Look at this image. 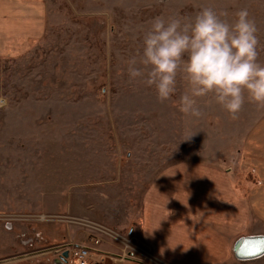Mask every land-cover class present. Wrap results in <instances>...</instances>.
I'll use <instances>...</instances> for the list:
<instances>
[{"label":"rangeland","instance_id":"obj_1","mask_svg":"<svg viewBox=\"0 0 264 264\" xmlns=\"http://www.w3.org/2000/svg\"><path fill=\"white\" fill-rule=\"evenodd\" d=\"M46 2V35L26 54L0 59V96L8 99L0 108V261L36 253L1 264H67L61 252L44 250L87 243L72 219L137 235L144 195L164 173L189 161L238 167L243 142L264 119L247 94L236 119L212 94L196 98L201 117L186 115L180 97L189 88L181 76L160 102L155 85L127 71L155 18L192 21L204 8L225 13L229 23L247 9L264 65V0ZM97 255L91 264H130ZM154 258L137 263L165 264Z\"/></svg>","mask_w":264,"mask_h":264},{"label":"crops","instance_id":"obj_2","mask_svg":"<svg viewBox=\"0 0 264 264\" xmlns=\"http://www.w3.org/2000/svg\"><path fill=\"white\" fill-rule=\"evenodd\" d=\"M47 27L46 0H0V59L26 54ZM237 166L189 161L168 170L144 195L136 236L165 264H264V253L235 251L240 238L264 235V119Z\"/></svg>","mask_w":264,"mask_h":264},{"label":"clouds","instance_id":"obj_3","mask_svg":"<svg viewBox=\"0 0 264 264\" xmlns=\"http://www.w3.org/2000/svg\"><path fill=\"white\" fill-rule=\"evenodd\" d=\"M224 15L204 8L192 21L155 18L143 37L139 61L127 62L129 77L155 85L158 100L164 102L176 92L181 76L189 91L180 97V111L197 118L203 113L196 98L209 94L233 119L243 108L245 94L249 102L264 108L256 23L247 9L236 14L234 23L222 19ZM7 106V97L0 96V108Z\"/></svg>","mask_w":264,"mask_h":264},{"label":"built area","instance_id":"obj_4","mask_svg":"<svg viewBox=\"0 0 264 264\" xmlns=\"http://www.w3.org/2000/svg\"><path fill=\"white\" fill-rule=\"evenodd\" d=\"M75 220L72 219L73 222L84 227L83 232L87 236V243L73 244L68 248L67 264H91L96 260L93 256L100 253L119 256L121 259L126 258L127 260H156L152 250L141 242L136 235H133L132 232L126 233V231L120 230L118 227H111L91 219ZM7 226L10 227L11 223H7ZM111 242L118 244V248L113 253L108 251L100 252L96 248L98 245L103 243L110 244Z\"/></svg>","mask_w":264,"mask_h":264},{"label":"water","instance_id":"obj_5","mask_svg":"<svg viewBox=\"0 0 264 264\" xmlns=\"http://www.w3.org/2000/svg\"><path fill=\"white\" fill-rule=\"evenodd\" d=\"M71 246V244H62V245H58L56 247H52L49 249H46L44 251H55L56 254H59L60 252V259H62L63 261H67V257L69 255V247ZM64 249V251H62ZM236 254L242 258H252V257H256L259 256L261 254L264 253V235H255V236H246V237H242L238 240L237 244H236ZM43 251H40L39 253H41ZM38 253V252H37ZM36 253H29V254H24V255H20L14 258H9V259H5L0 261L2 262H6L12 259H19V258H24L30 255H34ZM135 262H138V260H134ZM140 264H143L142 262H139Z\"/></svg>","mask_w":264,"mask_h":264},{"label":"flooded vegetation","instance_id":"obj_6","mask_svg":"<svg viewBox=\"0 0 264 264\" xmlns=\"http://www.w3.org/2000/svg\"><path fill=\"white\" fill-rule=\"evenodd\" d=\"M14 257H16V255L13 256V257H9V258H14ZM9 258H6V259H9ZM3 260H5V259H3ZM1 261H2V260H1ZM12 261H16V258H15V259H12ZM6 262H10V261H6ZM2 263H5V262H2ZM0 264H1V262H0Z\"/></svg>","mask_w":264,"mask_h":264}]
</instances>
